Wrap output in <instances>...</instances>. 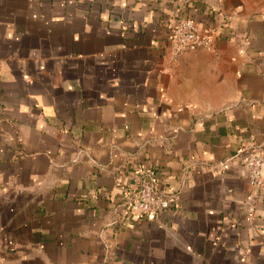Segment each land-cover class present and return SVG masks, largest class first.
Returning a JSON list of instances; mask_svg holds the SVG:
<instances>
[{
	"label": "crops",
	"instance_id": "0c3cea01",
	"mask_svg": "<svg viewBox=\"0 0 264 264\" xmlns=\"http://www.w3.org/2000/svg\"><path fill=\"white\" fill-rule=\"evenodd\" d=\"M192 16L209 49L174 60ZM264 0H0V264H264ZM176 207L125 206L137 171Z\"/></svg>",
	"mask_w": 264,
	"mask_h": 264
},
{
	"label": "built area",
	"instance_id": "2783aa9c",
	"mask_svg": "<svg viewBox=\"0 0 264 264\" xmlns=\"http://www.w3.org/2000/svg\"><path fill=\"white\" fill-rule=\"evenodd\" d=\"M211 41V34L202 31L192 16L181 18L170 30L171 56L177 60L186 52L209 49ZM245 166L249 185L260 189L263 186L264 156L259 152L248 153ZM157 181L158 173L153 168L134 173L132 183L126 187L125 191L124 203L129 212L153 218L176 207V201L171 195L158 192Z\"/></svg>",
	"mask_w": 264,
	"mask_h": 264
}]
</instances>
